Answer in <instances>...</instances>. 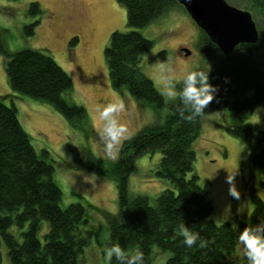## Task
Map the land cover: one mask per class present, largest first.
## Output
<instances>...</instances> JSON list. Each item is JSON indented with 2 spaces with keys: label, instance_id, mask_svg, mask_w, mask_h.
Returning <instances> with one entry per match:
<instances>
[{
  "label": "trees",
  "instance_id": "1",
  "mask_svg": "<svg viewBox=\"0 0 264 264\" xmlns=\"http://www.w3.org/2000/svg\"><path fill=\"white\" fill-rule=\"evenodd\" d=\"M117 1L126 8L130 31H114L105 48L112 85L120 91L128 90L140 102L161 108L164 97L139 62L153 47V42L137 29L149 25L178 2ZM247 1L246 8L255 16L260 29L257 44H240L226 55L201 30V45L215 59V69L209 73V79L218 88L205 113L212 104L227 108L232 119L230 131L243 140L254 136L248 120L255 108L264 103V71L250 56L264 38V0ZM28 13L40 16V4L33 1ZM38 23V20L30 23L27 33L33 34ZM0 53L6 55L5 70L13 91L52 104L72 125L87 123L83 107L65 96L72 90V79L52 56L39 49L9 53L1 30ZM182 87L183 82L177 84L178 93ZM7 98L0 95V237L8 248L10 262L82 264L92 235L91 231L84 234L88 222L85 204L79 199L67 207L62 205V189L48 150L35 148L15 103L8 105ZM188 115H191V106L184 104L178 95L165 122L141 129L126 140L119 159L112 164L111 178L117 183L119 212L108 222L111 246L119 244L129 253L141 250L145 264H158L154 261L156 248L171 253L164 264H230L239 246L240 231L264 220V200L258 195L251 196L253 211L240 226L214 220L211 183L202 185L194 171L193 143L199 135L201 117L189 122L185 119ZM90 131L94 130L87 129ZM156 150L162 152L156 174L167 179L170 186L151 205L145 196L131 198L127 184L135 168V158ZM252 165L257 174H264V130L257 132ZM181 222L198 232L207 241L206 246H184L177 235ZM12 227L19 233L12 232ZM111 264H126V258L122 261L113 255Z\"/></svg>",
  "mask_w": 264,
  "mask_h": 264
},
{
  "label": "rangeland",
  "instance_id": "2",
  "mask_svg": "<svg viewBox=\"0 0 264 264\" xmlns=\"http://www.w3.org/2000/svg\"><path fill=\"white\" fill-rule=\"evenodd\" d=\"M33 1L42 8L40 16L28 13ZM226 2L248 10L247 0ZM36 20L39 23L35 32L28 34V25ZM257 27L260 32L258 23ZM0 30L9 53L23 49L42 50L52 56L72 79V90L65 96L83 107L86 124L72 125L52 104L13 91L5 70L6 55L0 53V95L8 97V105L15 103L21 123L35 148L48 150L55 166L54 175L62 189V205L67 207L79 199L85 204L88 222L84 234L91 231L92 235L82 264H111V259L104 255V249L111 247L108 222L119 212L117 183L111 178L112 164L119 159L126 140L141 129L165 122L178 95L167 98L162 94L164 105L156 108L148 102L138 101L128 90L114 89L105 48L114 31H130L126 8L117 0H0ZM137 31L153 42V47L141 56L139 62L145 75L161 93L164 84L159 64L168 63V55L173 57L170 67L176 72L177 79L173 83L177 92V84L183 82L186 71L211 67V73L215 69V59L201 45L203 32L179 3ZM179 47H183L182 51ZM184 48L191 53L187 55ZM250 56L264 71V38ZM114 97L124 102L125 109L117 119L127 127L128 134L117 145V158L112 160L106 155L105 141L98 131L95 107L109 103ZM248 122L253 126L254 136L251 140L240 139L230 131L232 119L227 108L212 104L201 117L199 135L193 143L196 153L194 171L202 185L211 183L214 220L217 223L230 221L236 227L250 218L252 195L264 200V174H257L252 165L257 132L264 130V103L255 108ZM89 128L94 131L87 132ZM161 157L162 152L156 150L135 158V168L127 184L131 198L145 196L154 205L157 196L170 186L167 179L156 174ZM237 168L235 180L241 192L239 200L228 195L229 185L225 182L228 172ZM239 207L241 212L237 211ZM11 231L19 233L16 227ZM155 250L154 261L158 264H164L171 255ZM0 255L1 264H11L8 248L1 237ZM230 264H247L242 245L239 244L232 255Z\"/></svg>",
  "mask_w": 264,
  "mask_h": 264
},
{
  "label": "clouds",
  "instance_id": "3",
  "mask_svg": "<svg viewBox=\"0 0 264 264\" xmlns=\"http://www.w3.org/2000/svg\"><path fill=\"white\" fill-rule=\"evenodd\" d=\"M166 59L168 63L159 64V71L164 84L162 94L167 98H176L179 95L184 104L191 106V115L186 116L185 119L193 122L204 115L205 109L218 93L217 86L211 83L209 79L211 67L186 71L182 77L183 87L178 93L173 83L177 79L176 72L170 67L173 57L168 55ZM124 109V102L115 97L109 103L95 107L99 121L98 131L105 141L106 155L112 160L117 158V145L122 139H126L128 134L127 127L117 119ZM237 174L238 168L228 172L225 178V182L229 185L228 195L235 200H239L241 196L235 180ZM237 211L241 212L240 207ZM177 235L182 238V244L187 248H192L194 245L203 248L207 244V241L201 239L198 232L185 226L183 222L179 225ZM237 239L238 243L242 245L247 264H264V220L246 226L240 231ZM104 255L107 259H111L113 255L122 261L126 258V264H145L144 253L141 250L134 249L129 253L122 249L119 244L105 248Z\"/></svg>",
  "mask_w": 264,
  "mask_h": 264
},
{
  "label": "water",
  "instance_id": "4",
  "mask_svg": "<svg viewBox=\"0 0 264 264\" xmlns=\"http://www.w3.org/2000/svg\"><path fill=\"white\" fill-rule=\"evenodd\" d=\"M196 25L218 46L230 54L240 44H257V23L249 10L230 5L226 0H176ZM187 55L191 53L183 49Z\"/></svg>",
  "mask_w": 264,
  "mask_h": 264
},
{
  "label": "flooded vegetation",
  "instance_id": "5",
  "mask_svg": "<svg viewBox=\"0 0 264 264\" xmlns=\"http://www.w3.org/2000/svg\"><path fill=\"white\" fill-rule=\"evenodd\" d=\"M182 48H183V47H179V50L182 51V50H181Z\"/></svg>",
  "mask_w": 264,
  "mask_h": 264
}]
</instances>
